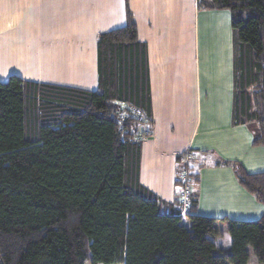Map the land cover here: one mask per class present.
Here are the masks:
<instances>
[{
	"label": "trees",
	"instance_id": "1",
	"mask_svg": "<svg viewBox=\"0 0 264 264\" xmlns=\"http://www.w3.org/2000/svg\"><path fill=\"white\" fill-rule=\"evenodd\" d=\"M196 6L231 12L233 123L254 124L252 144L264 145V0ZM96 56L94 90L15 74L0 82V264H248L249 249L264 264V171L228 162L263 205L255 220L196 213L198 177L181 154L189 207L156 196L139 182L135 126L152 112L147 47L130 12L97 35Z\"/></svg>",
	"mask_w": 264,
	"mask_h": 264
},
{
	"label": "crops",
	"instance_id": "2",
	"mask_svg": "<svg viewBox=\"0 0 264 264\" xmlns=\"http://www.w3.org/2000/svg\"><path fill=\"white\" fill-rule=\"evenodd\" d=\"M130 12L147 47L151 121L135 126L139 182L162 200L176 196L177 156L190 152L198 214L255 220L263 205L232 165L264 171L254 124L233 123L234 34L228 9L196 0H0V82L97 88L96 38ZM144 133L146 135H144Z\"/></svg>",
	"mask_w": 264,
	"mask_h": 264
},
{
	"label": "built area",
	"instance_id": "3",
	"mask_svg": "<svg viewBox=\"0 0 264 264\" xmlns=\"http://www.w3.org/2000/svg\"><path fill=\"white\" fill-rule=\"evenodd\" d=\"M191 159V155H187L186 159H184V162L189 164V161ZM177 179L182 183V187L177 190L176 198L181 202L183 207V212L187 210L189 207V196L193 190V185L190 182V177L188 171L185 169L183 170L178 176Z\"/></svg>",
	"mask_w": 264,
	"mask_h": 264
},
{
	"label": "rangeland",
	"instance_id": "4",
	"mask_svg": "<svg viewBox=\"0 0 264 264\" xmlns=\"http://www.w3.org/2000/svg\"><path fill=\"white\" fill-rule=\"evenodd\" d=\"M144 135H146V134L144 133ZM189 154L191 155V153H190L189 151H188V152H184V153L181 154V155H182V159H183V161H184V159H186V156L189 155ZM192 159H193V158H192ZM183 164H185V163L183 162ZM191 167H192L191 170H193V165H192V164H191ZM192 172H193V171H192ZM216 226H218L219 228L223 229V231H224L223 236H221L219 239H217V240H216V243H217V245H218V244H221L220 247H221L224 251L228 252V251H229V245H230V237H229V235H228V233H227L226 225H225V227H224V225L221 226V224L216 223ZM249 253H250L251 255H250V258H249L248 264H259V263H257V261H256V259H255V257H254V255L252 254L251 249H249Z\"/></svg>",
	"mask_w": 264,
	"mask_h": 264
}]
</instances>
